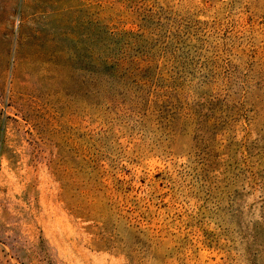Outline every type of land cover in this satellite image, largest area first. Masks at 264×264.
Here are the masks:
<instances>
[{
	"label": "rangeland",
	"instance_id": "374dc122",
	"mask_svg": "<svg viewBox=\"0 0 264 264\" xmlns=\"http://www.w3.org/2000/svg\"><path fill=\"white\" fill-rule=\"evenodd\" d=\"M0 264H264V0H0Z\"/></svg>",
	"mask_w": 264,
	"mask_h": 264
}]
</instances>
